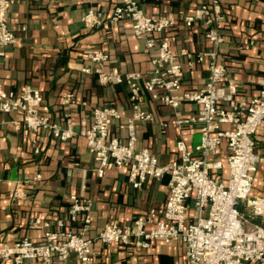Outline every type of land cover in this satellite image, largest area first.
I'll list each match as a JSON object with an SVG mask.
<instances>
[{"label":"crops","instance_id":"obj_1","mask_svg":"<svg viewBox=\"0 0 264 264\" xmlns=\"http://www.w3.org/2000/svg\"><path fill=\"white\" fill-rule=\"evenodd\" d=\"M149 17L167 15L176 25L167 33L172 50L183 67V86L187 90L202 89L208 79L206 63L188 65L187 54L214 49L207 40V27L200 22L188 27L184 19L210 0H137ZM122 0H18L9 10V26L18 43L0 49V85L7 91L19 92L26 85L40 91L44 115L61 127L71 121L77 136L60 141L49 131L39 135L40 152L24 133L21 112L0 111V248L29 239L40 243L44 229L34 226L37 219L49 221L54 230L79 231V224L68 219L70 197L77 195L92 203V226L88 238H97L108 225L131 224L137 217L156 209L162 214L169 196V178L148 180L136 189L124 167H111L103 178L95 173L94 155L80 135L83 121L91 125L93 110L113 107L120 118L113 121L110 136L127 139V120L132 117L130 90L126 85H100L97 77L83 70L93 64L92 52H105L110 61L106 70L122 74L139 73L143 86L154 72L153 59L158 49H147L145 38L135 37L128 20L113 23L107 20L99 29L84 25L83 16L91 8L111 15ZM224 42L218 48V61L228 70V80L235 82L240 96L252 99L264 89V0H224ZM73 94L80 104L62 105V99ZM142 111L153 116L152 122L137 123L138 149H148L161 165L178 159L176 144L183 140L190 150L201 140L198 126L178 129L162 124L174 119V109L151 99L143 91ZM184 115L196 114L199 107L185 103L179 109ZM229 128V127H228ZM260 157L255 175L253 196L264 195V124L255 136ZM220 158H227L226 147ZM41 180H36L37 175ZM226 177L227 173L220 174ZM16 191L26 199H14ZM64 222L63 228L55 226ZM0 264H13L11 261ZM25 264H41L28 261ZM53 264H84L76 256L69 261L55 259ZM91 264H187L186 245L180 239L172 245L155 240L149 249L133 246L103 245L94 247Z\"/></svg>","mask_w":264,"mask_h":264},{"label":"built area","instance_id":"obj_2","mask_svg":"<svg viewBox=\"0 0 264 264\" xmlns=\"http://www.w3.org/2000/svg\"><path fill=\"white\" fill-rule=\"evenodd\" d=\"M16 1L0 0V49L18 43L9 26V10ZM108 19L113 23L130 21L134 36L145 38L148 50L158 49L152 61L154 72L142 86L139 73L124 75L117 69L107 71L110 61L107 53L88 54L93 66L83 71L95 75L102 86L126 85L133 115L127 120L125 141L110 136L113 121L120 118L119 111L113 107L94 109L91 125L88 128V123L83 121L80 135L94 155V171L99 178L113 166L126 168L136 189L150 179L161 182L168 177L169 196L164 210L160 215L152 209L125 226L110 224L92 239L87 237L93 223L92 203L73 195L68 219L80 225L79 231L54 230L51 222L37 219L34 226L44 229L42 241L22 239L3 246L0 262L53 264L55 259L66 262L74 255L82 263L91 264L97 243L149 249L155 240L172 245L180 239L186 245L187 264H264V195H252L260 163L255 136L264 124V89L252 99L241 97L238 85L228 80L227 67L218 61L226 21L223 0H210L184 19L188 27L203 23L207 27L206 38L214 47L196 55L187 54L190 67L194 63H206L210 73L206 85L196 91L184 88L183 67L167 37L177 23L175 18L149 17L137 0H122L111 15L91 8L82 18L91 29L103 27ZM144 90L153 101L174 109V119L162 124L164 130L169 126L178 129L198 126L200 130L199 145L190 150L179 140L178 159L166 165H161L150 150L137 147V123L154 120L141 109ZM185 103L197 105L198 112L184 115L179 109ZM72 104L80 102L73 94H67L62 105ZM0 111L23 114L24 133L36 153L40 152L42 131H49L55 139L65 142L77 136L70 120L63 128L44 115L43 97L31 85L19 92L7 91L0 85ZM223 146L227 150L225 161L219 157ZM223 172L227 173L225 178L220 176ZM41 179L40 174L36 176V180ZM26 197L25 193L16 191L13 200ZM64 225L62 220L55 222L59 229Z\"/></svg>","mask_w":264,"mask_h":264},{"label":"trees","instance_id":"obj_3","mask_svg":"<svg viewBox=\"0 0 264 264\" xmlns=\"http://www.w3.org/2000/svg\"><path fill=\"white\" fill-rule=\"evenodd\" d=\"M224 1V0H223ZM223 7H224V5H223Z\"/></svg>","mask_w":264,"mask_h":264}]
</instances>
